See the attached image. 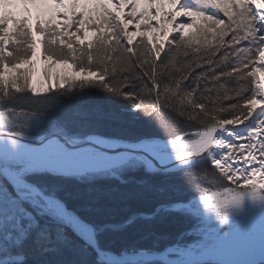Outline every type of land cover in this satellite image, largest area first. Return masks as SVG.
<instances>
[{"label":"snow or ice","instance_id":"6c2138e0","mask_svg":"<svg viewBox=\"0 0 264 264\" xmlns=\"http://www.w3.org/2000/svg\"><path fill=\"white\" fill-rule=\"evenodd\" d=\"M38 45L44 76L59 84L33 83ZM86 85L101 90L102 104L56 102ZM21 95L41 106H19ZM140 120L155 131L101 127ZM97 177L129 199L192 195L151 217L96 223L70 207L61 184ZM168 211L198 224L167 259L101 243ZM256 213L259 261L184 259L227 247ZM0 264H264V0H0Z\"/></svg>","mask_w":264,"mask_h":264},{"label":"trees","instance_id":"16d2710c","mask_svg":"<svg viewBox=\"0 0 264 264\" xmlns=\"http://www.w3.org/2000/svg\"><path fill=\"white\" fill-rule=\"evenodd\" d=\"M84 94L89 95V102H93L96 99L103 100L101 90L95 87H91ZM46 95H51V93H47ZM62 97H57V101ZM22 101L31 103V108L41 106V100L38 96L22 95L18 101L19 106H24ZM169 116L176 119L171 113H169ZM177 122L180 127L184 126V120H178ZM138 125H126L123 121H117L108 122L103 126L105 127V131L121 135L144 134L155 131V127L146 120H140V124ZM95 179L97 182L91 183L93 189H90L91 191L87 193L81 192V187L83 188L84 183H87L84 181L69 180L63 182L61 186L67 189L66 191L73 193V197L69 201L70 207L81 210L86 218L96 223L119 225L131 214L151 217L158 202L171 197L163 203V205H167L174 203L177 198H173L175 196H170L167 192H161L145 198L129 199L121 195L117 185L108 178L97 177ZM85 206L88 208L87 212L83 211ZM192 224L193 220L187 214H182L178 211L176 213L172 211L162 212L159 218L155 220L143 221L120 231L105 232L101 236V243L115 252H120L122 249L162 250L167 245L176 243L181 234L188 230ZM64 258L72 257L70 254L65 253ZM42 259H52V257L29 255L30 262Z\"/></svg>","mask_w":264,"mask_h":264},{"label":"rangeland","instance_id":"374dc122","mask_svg":"<svg viewBox=\"0 0 264 264\" xmlns=\"http://www.w3.org/2000/svg\"><path fill=\"white\" fill-rule=\"evenodd\" d=\"M89 7L91 8V7H93V5L90 3ZM130 10H131L130 6H126L124 8L125 12H128ZM13 11L16 14H18V15L20 14V9H13ZM221 17H222V14H221ZM57 19H61V18L58 17ZM177 22L179 23V22H190V21L186 17H179ZM34 23H35V20L33 19V24ZM168 27L171 28L172 25L169 24ZM129 28H130L131 31H135V29L132 28V26H129ZM70 30L74 31L75 29L73 27ZM186 31L191 32V31H196V29L195 28L187 29ZM91 35H92V30H89V36H91ZM170 35H175V34H170ZM37 38L39 39L40 37L38 36ZM135 41L138 42L139 41V37H136ZM42 51H43L42 47L38 45V47H37V55L35 57V60H36V64H35L36 73H35V75L33 77V83L36 84L37 88H40L41 86L47 88V87H50L51 84H59L60 83V81L55 76H53L52 80H48L44 76V73H43L42 69L44 68L45 64L48 63V61H46L44 59V57L42 55ZM161 59H163V54H162ZM24 67H27V65H23L22 64L21 68H24ZM62 68H63L62 65H54L53 66V71L54 72L55 71H59ZM195 71L199 72L200 69L197 68V69H195ZM41 82H43V83L41 84ZM89 87L91 88V86H87L86 85L83 89H79V88L72 89L70 91L73 92V93H77L78 95H75V96H72V95L63 96L60 100L57 101V103H60V104H63V103H79L82 106L83 105H89V104H92V103H100V104H102L103 100H100V99H96L93 102H89L88 101V99H89L88 96L89 95L88 94H84V93L87 92V90L90 89ZM64 88H67V85H64ZM60 90L63 91L64 89L62 88ZM53 91H55V89H53ZM49 93H51V92H49ZM39 95L41 96V95H44V94H39ZM22 104H24V107H26V108L31 107V105H30L31 103H29V102L22 101ZM138 124H140V121H138V123L137 122L134 123L133 125L137 126ZM183 124H185V123H183ZM101 127H102V130L105 129V127L103 125ZM92 163L103 164L104 161L97 160V161L92 162ZM202 186L203 187H209V185H207V184H204ZM226 186H233V185H226ZM81 189H82V191H81L82 193H84V192L87 193V192L91 191L90 189H93V185L91 183L87 182V183H84V187L83 188L81 187ZM65 190H67V189H65ZM81 192H79V193H81ZM164 192H167V194L170 195V196H175L173 198L177 197L175 202H178V201L186 202V199L192 195L190 192H184V191H175V192L164 191ZM170 198H167V199H170ZM166 200H164L162 202H158L157 203L158 205H156L155 209H157L163 203H165ZM172 212L176 213V211H172ZM190 218H191V220H193V224L184 233L189 232V230L193 229V227L198 224V221L195 218H193L192 216H190ZM244 224L245 225H249L248 228L242 229L241 232L238 234V236L227 247H224V248L220 249V251H217V252L208 253V254H206L203 257L188 256V257H185L184 259H186V260L206 259V260L218 261V260H225V258L227 256H232L233 254H235V255H239L241 257L240 259L259 261L261 259V256H260L261 255V250L257 249L259 247V245H260V218H259V214L256 213L255 215L247 218L245 221H243L242 225H244ZM251 224H253V225L250 226ZM220 227L223 228L225 231H227V227L225 225H220ZM179 238L177 239L176 243L178 241L180 243H186L190 239H192L191 236H185L183 238V240H180ZM176 243H174V244H176ZM174 244H169V245H167L166 248H163L162 250L152 251L150 249L146 254L147 255H151L154 258H158V259L159 258L167 259L168 258V253L165 250L171 251L172 249H171L170 246H172ZM254 247H257V248L254 249ZM252 248L254 250H251ZM146 250H148V249H146ZM157 253H159L160 255L157 256L156 255Z\"/></svg>","mask_w":264,"mask_h":264},{"label":"bare ground","instance_id":"6f19581e","mask_svg":"<svg viewBox=\"0 0 264 264\" xmlns=\"http://www.w3.org/2000/svg\"><path fill=\"white\" fill-rule=\"evenodd\" d=\"M97 161V160H96ZM84 162L85 163H89V162H95V161H91V160H89L88 158H85V160H84ZM253 224H251L250 226H252ZM248 226L249 225H242V229H245V228H248ZM241 229V230H242ZM257 247H254V249H256ZM253 248L251 249V250H254ZM257 249H259L260 250V245H259V247L257 248ZM261 256V255H260ZM241 257L239 256V255H235V254H233L232 256H227L226 258H225V260H237V259H240Z\"/></svg>","mask_w":264,"mask_h":264}]
</instances>
